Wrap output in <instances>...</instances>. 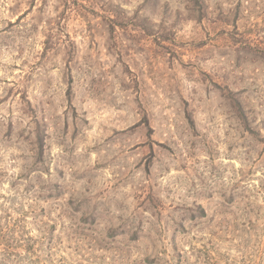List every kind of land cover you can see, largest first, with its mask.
<instances>
[{"label":"rangeland","instance_id":"374dc122","mask_svg":"<svg viewBox=\"0 0 264 264\" xmlns=\"http://www.w3.org/2000/svg\"><path fill=\"white\" fill-rule=\"evenodd\" d=\"M0 264H264V0H0Z\"/></svg>","mask_w":264,"mask_h":264},{"label":"trees","instance_id":"16d2710c","mask_svg":"<svg viewBox=\"0 0 264 264\" xmlns=\"http://www.w3.org/2000/svg\"><path fill=\"white\" fill-rule=\"evenodd\" d=\"M16 224H17V222H16ZM15 224V225H16ZM11 226H12V224H10V223H6L5 224V226L3 227V229H8V232H12L13 230H14V228H11ZM16 227H18V226H16ZM2 229V230H3ZM1 230V231H2ZM1 237H4V236H1ZM1 244H4L5 246H6V249L8 250L10 247L12 248V245H10V243L9 244H7V243H5V242H2ZM7 253V255H9L8 253L9 252H6ZM3 258H5V257H3Z\"/></svg>","mask_w":264,"mask_h":264}]
</instances>
